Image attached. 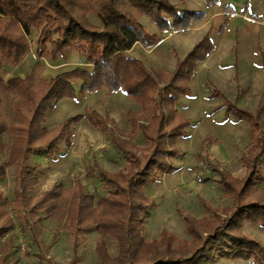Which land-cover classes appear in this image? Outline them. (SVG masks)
Instances as JSON below:
<instances>
[{
	"label": "trees",
	"instance_id": "trees-1",
	"mask_svg": "<svg viewBox=\"0 0 264 264\" xmlns=\"http://www.w3.org/2000/svg\"><path fill=\"white\" fill-rule=\"evenodd\" d=\"M204 2L208 9L218 4V0ZM259 2L264 7V0ZM142 17L161 32H183L192 23L203 20L205 12L179 9L169 0H0V71L5 66H18L29 53L32 31L36 36L33 42L36 61L56 62L74 51L85 64L92 66L91 71L78 67L49 81L36 75L6 82L0 78V94L4 95L0 101H9L11 117L16 121L9 127L0 123V137L6 133L13 135L10 134L13 142L9 165H16L18 187L14 208L19 212L25 205L33 216L37 209L47 213L62 211V216L67 215L68 230L75 240L93 224L101 238L110 235L117 242L118 253L113 259L117 264H205L251 258L264 264V248L242 232L246 224L264 226V202L248 200L255 192L259 166L264 158V135L260 131L258 112L248 113L230 106L227 112L237 120H246L252 131L251 144L241 159L246 170L244 178L237 183L219 182L230 197V207L224 210V216L208 207L209 216L199 220L180 215L190 239L187 243L189 257L184 254L185 249L174 247L173 238L167 233H162L158 242L146 243L142 238L149 214L143 189L158 177L173 173L171 161L179 155L176 144L189 126L188 120L174 110V105L181 96L189 94L188 83L197 64L213 50L206 36L177 61L171 73L148 70L140 60L126 55L136 44L150 50L160 41L145 31L140 23ZM158 82L164 84L162 89L158 88ZM102 90L110 94L121 91L139 105L140 119L146 124L139 123L134 115L130 118V137L140 132L145 142L138 151L139 156L133 151L136 149L133 145L111 135L110 143L123 157L127 168L115 176L98 170V180L105 194L94 197L95 204L93 197L77 184L71 200L64 201L60 208L55 201L59 194L55 191L30 205L25 191L34 170L25 174L28 156L54 157L60 142L70 145L72 128L82 119H87L103 133L109 131L107 120L90 108L52 131L41 127L43 119L63 99H76L78 95ZM3 204L0 199V209ZM5 215L1 209V236L13 228ZM96 253L100 260H110L103 242L96 245ZM147 253L152 258L148 255V261L138 263Z\"/></svg>",
	"mask_w": 264,
	"mask_h": 264
},
{
	"label": "rangeland",
	"instance_id": "rangeland-1",
	"mask_svg": "<svg viewBox=\"0 0 264 264\" xmlns=\"http://www.w3.org/2000/svg\"><path fill=\"white\" fill-rule=\"evenodd\" d=\"M169 1L179 9H189L192 11L206 9L204 0ZM234 1L229 0L228 4L233 5ZM254 1L248 0L249 8L253 6ZM256 1L257 3L259 2V0ZM91 20L94 21L93 17H91ZM140 23H144L145 29L151 30L152 23L147 18H140ZM29 40L33 42L36 40L35 31H32ZM33 42L29 53L18 66H5L0 71V78L3 82L12 78L23 80L32 75L49 81L48 78L53 75L55 77L60 73L71 71V69L73 70L85 64L82 63L81 59V63L77 65L76 56L69 57L68 59L66 56L65 59H58L56 62H51L48 59L36 61ZM100 94L102 96L98 97L96 101L83 99V95H78L77 99L61 100L47 114L46 124L45 118L43 119L41 127L47 131L55 130L69 116L78 111L82 113L84 109L83 100L90 102L92 106L97 104L99 111L107 107L109 111H116L119 118H121L123 126L116 127L113 120L106 118L107 125L110 126V128L108 127V132L103 133L95 130L91 134H85L83 132L85 129H91L86 123L74 125L72 128L74 137L72 136L70 145L66 146L64 142H60V149L58 148L53 160L44 158L45 155L43 154L39 155V158L44 159L43 161L39 159L43 167L37 175L38 184L34 187L28 184V203L30 205L37 204L48 192L55 191L59 194V198L55 201L60 208V205L63 206L64 201L71 200L77 184H80L83 187L84 193L92 196L93 199L94 197L104 195L105 190L97 176V172L100 170L99 166L105 167L109 171H116L114 174L108 173L114 176L124 173L127 168V163L124 159H119L118 162L120 163L115 166L105 164L108 161V153L106 154L105 151H108V149L114 151L110 143L111 135L122 142H129L136 148L133 151L139 156L138 151L145 146L141 133L137 132L135 137H130L131 115H134L139 122H142L139 115V105H136L128 97L127 102L125 101L126 103L114 97L109 98L110 93L106 90L100 91ZM116 95L124 96L121 91L117 92ZM3 96V94H0L1 99ZM230 96H233V93ZM8 103L9 101L4 99L0 101V123L3 122L9 127L10 125L13 126V122L16 121L15 118L11 117ZM178 104L180 105V102ZM58 117H62V120L59 118V120L50 124L52 119L54 121ZM227 118L220 115L215 117L216 121L223 124L222 128L220 127L217 131H211L208 134L206 128L213 130L215 127L211 128L203 123L200 125L201 131L199 132L189 129L186 136L177 142L179 155L174 160L177 166L174 175L170 178L162 177L163 180L160 183L151 184L146 189H143V194L145 193L149 198L147 199L149 214L147 220H145L146 222H144L142 232V238L146 243L158 242L160 235L167 233L173 238L174 247L185 249L184 254L186 255L189 252L187 243L190 239L185 232L180 215L191 216L199 220L202 216H209L206 207L217 211L221 216H224V210L230 207V197L223 191L219 182L225 180L237 183L236 181H240L244 176V172L246 173L245 167H243L244 165H242L239 159L241 154H244L246 151L248 132L246 128L247 124L242 122L245 127L244 130L239 129V131L233 133L230 137L229 135L232 133H229V127H226L225 124ZM142 124H145V122H142ZM193 125L194 123L191 124V127ZM10 134L6 133L0 137V161L4 164L12 147L13 135L11 134V136ZM204 136H208V138L201 141V137L203 138ZM236 139L239 140L240 145L236 143ZM224 152L232 154L230 161H225ZM27 163L31 166H37L35 162L30 163L27 161ZM213 168L217 170L216 173L213 171ZM13 170L14 168H9L6 171V178L1 182L3 194L5 198L10 200L13 198V191L18 187L17 182L14 180L15 174ZM182 173H189L190 179L183 183V187H180L177 182L179 181V184H181L179 179ZM208 173L212 175L209 176ZM259 176L255 192H253L252 197H249L248 200L264 202V164L260 168ZM93 203H96L95 199ZM20 209L19 212L15 211L14 223L12 220H9L15 228L13 227L7 233H4V237L0 235V264H117L113 260L118 253L117 242L110 235L101 238L97 234L93 224L75 240L68 230L69 222L66 220L67 215L62 216V211L58 210L56 213H47L40 212L37 209L34 214L35 216H33V214L30 215L27 206L24 205ZM5 214L8 219L10 217L8 209ZM28 218H30V221ZM9 222H7V225ZM0 223H2L1 219ZM4 225H6V222ZM242 232L246 237L256 241L264 248V226L246 224ZM99 242L105 244L107 256L110 257V260H100L96 253V245ZM188 254L190 255L191 253ZM148 255L152 258L151 254L147 253L145 259L138 263L148 261ZM205 264L259 263L254 258H251L249 260H216Z\"/></svg>",
	"mask_w": 264,
	"mask_h": 264
},
{
	"label": "crops",
	"instance_id": "crops-1",
	"mask_svg": "<svg viewBox=\"0 0 264 264\" xmlns=\"http://www.w3.org/2000/svg\"><path fill=\"white\" fill-rule=\"evenodd\" d=\"M228 2L229 0H218V4L213 9L206 8L199 10L205 12V18L199 22L192 23L191 26L183 32H177L174 30L169 32H161L153 24L151 26V30H148L145 29L144 23H142L145 31L149 35L156 36L160 41L154 48L150 50H145L140 46V44H136L133 46V50L131 49V51L126 52V55L140 60L142 63H144L148 70L154 72L157 71L163 74L171 73L174 70L177 61L182 60L199 42L208 36L213 45V50L204 61L197 64L195 71L188 83L189 94L181 96L178 99L174 105V110L189 122V126L185 129L184 136H186V133L189 129H193L196 132L201 131L200 125L203 123L206 126H210L211 128L215 127L213 130L206 128V132L208 131L207 134L211 131H217L220 127L222 128L223 125L222 123L220 124L215 120V117L219 115L228 117L225 124L226 127H229V133H232L229 135L230 137L233 135V133L239 131V129L244 130L245 127L243 126L242 122H245L247 124L246 128L248 132V142L246 143V151L244 154H241L239 159L241 162L242 157L246 155L248 147L252 141L251 126L246 120L235 119L232 113L227 112V106L234 107L238 110L246 111L248 113L258 112L261 123L260 131L264 135V7L260 4V2H258V4L256 0L254 1V4L251 6V8L248 6V0H235L233 5H229ZM132 51L135 52L130 53ZM135 54L138 55L136 56ZM73 56H76L77 65L80 64L81 57L77 52H69L67 54V59ZM82 63H84L83 60ZM82 67L87 71L92 70L91 65L84 64L79 68ZM50 78H54V75ZM50 78L48 79L50 80ZM45 80L48 81L47 79ZM163 85L164 84L162 82H158L159 89H162ZM232 93L233 96H230ZM83 96V99L85 98L88 101H96L98 97L102 96V94H100V92H96L91 95L86 94ZM191 96L192 98H190ZM110 97H114L123 103L127 102V97L125 95L121 96L113 93L109 95V98ZM86 100H83V112L80 113L78 111L77 113L69 116L68 119L78 115H83L84 110L86 108H90L100 117L113 120L116 127L123 126V123L120 120L121 118H119V115L116 111H109L108 107L99 111L97 109V104L92 106L90 102ZM179 102L180 105L178 104ZM46 117L45 124L47 119ZM59 118L61 119L62 117H58L54 119V121L52 119L50 124L54 123L56 120H59ZM82 123H86L87 126L91 128H89L90 130H82L85 134H91L93 131L99 130L98 128L92 126L87 119H82L77 124L79 125ZM192 123H194V125L191 127ZM106 126L107 129L108 127L110 128V126L107 124ZM131 129L132 127H130V131ZM99 132L101 131L99 130ZM207 138L208 136H204L203 138L201 137V141H204ZM236 143L240 145L239 140L237 139ZM58 148L60 149V146H58ZM176 148L179 154L178 143ZM113 150L114 151L108 149V151H105L106 154L108 153V161L105 164L110 166L118 165L120 163L118 160L123 159V157L118 154L114 147ZM39 155H30L27 157L25 162V174L34 170L32 173L33 175L31 176L33 183L29 184L31 187H34L38 184L39 181L37 179V175L39 171L41 172L43 167L41 160L43 161L44 159L39 158ZM231 155L232 154H229V152H224L223 156L225 161H230ZM54 157L51 158L44 156V158H49L51 160H53ZM28 158L30 159L28 160ZM174 160L171 161V164L174 168L173 173L158 177L152 183V185L155 183H160V181L163 180L162 177L170 178L174 175V171L177 167ZM27 161L30 163L35 162L37 166L28 165ZM262 164H264V158L263 162L259 166L258 180L260 178L259 175ZM0 166L3 168V176L0 177V199L2 202H4L3 208L1 209H3L5 213L8 209V215H10L8 219L10 221L12 220L14 223V214L16 211L14 208L16 190L13 191V198L11 200L5 198V195L1 189V182L6 178V171L11 167L14 168L13 171L16 175V165H9V155H7V161L5 164L0 161ZM99 168L100 170L109 174L116 173V171H109L105 167L99 166ZM213 171L215 172V168H213ZM208 175L210 176L212 174L208 173ZM189 179V173H182L179 179L181 184H179L178 181V186L183 187V183ZM28 189L29 186L25 191V196L29 199ZM144 197L149 199L145 193ZM5 216L7 218V215ZM204 217L206 216H202L200 219ZM28 220L30 221V218H28Z\"/></svg>",
	"mask_w": 264,
	"mask_h": 264
}]
</instances>
